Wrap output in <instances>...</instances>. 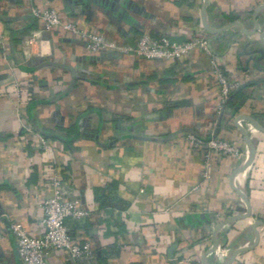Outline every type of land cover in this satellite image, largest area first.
I'll list each match as a JSON object with an SVG mask.
<instances>
[{"label":"crops","instance_id":"crops-1","mask_svg":"<svg viewBox=\"0 0 264 264\" xmlns=\"http://www.w3.org/2000/svg\"><path fill=\"white\" fill-rule=\"evenodd\" d=\"M36 7L62 23L44 29ZM67 22L118 45L202 35L208 50L91 49ZM214 64L238 84L222 107ZM236 115L263 128L240 118L249 163ZM188 133L241 154L207 166ZM55 176L90 210L69 224L92 253L57 250L51 264H264V0H0V216L43 234ZM1 232L0 264H22L5 221Z\"/></svg>","mask_w":264,"mask_h":264},{"label":"built area","instance_id":"built-area-1","mask_svg":"<svg viewBox=\"0 0 264 264\" xmlns=\"http://www.w3.org/2000/svg\"><path fill=\"white\" fill-rule=\"evenodd\" d=\"M33 14L42 21L44 29H51L55 25L61 24V19L54 8L36 7L33 8ZM64 27L73 31L80 32L87 39V47L91 49L109 48L117 49L127 53H134L140 57L149 59H169L179 58L186 54L198 43L205 50H208L207 40L204 36H196L190 40L177 42L171 40L166 35L154 36L151 34H142L138 37L134 45H118L115 42L108 41L103 35L94 32H81L72 22L63 23ZM41 29L32 32V36L24 41V49L34 41L41 40ZM26 46V47H25ZM25 50V51H26ZM213 72L220 86V107L229 99L238 84L230 81L224 71L214 64ZM42 143H45L43 137L39 136ZM187 138L190 143L200 151L205 157V163L209 165V156L211 153L218 155H239L241 149L235 143L218 136H199L188 133ZM53 193L44 200L43 223L45 231L41 235L30 233L26 227L18 222L11 221L0 216V236L1 225L5 221L11 229L17 251L22 264H51L49 255L57 250H63L68 253L72 259L86 256L92 253L90 244L87 241H80L74 234L70 221H79L90 214V210L76 198H69L62 189V181L59 176L52 179ZM189 258L187 257V260ZM201 264V263H199Z\"/></svg>","mask_w":264,"mask_h":264},{"label":"water","instance_id":"water-1","mask_svg":"<svg viewBox=\"0 0 264 264\" xmlns=\"http://www.w3.org/2000/svg\"><path fill=\"white\" fill-rule=\"evenodd\" d=\"M205 2H206V0H205ZM204 10H205V4H204V6H203V12H204ZM209 29V28H208ZM240 118H246V119H248L249 121H251L252 123H254L256 126H258L261 130H263V128L262 127H260V125H258L254 120H253V118L251 117V116H249V115H236L235 116V118H234V123L241 129V131H242V133L244 134V137H245V139H246V142H247V146H248V149H249V159H248V163L249 162H251V160L253 159V157H254V152H255V150H254V146H253V144H252V142L249 140V138H248V136L246 135V133H245V131H244V129H243V127H242V125H241V123H240ZM248 163H246V165L248 164ZM245 165V166H246ZM241 168H243V167H241ZM239 192V191H238ZM241 194V196L243 197V199L248 203V200H247V198L245 197V195L244 194H242V193H240ZM236 216H238V215H233V216H229L227 219H225L226 221H228V220H231V219H234ZM224 220V221H225ZM223 221V222H224ZM259 222H262V221H258V222H256V223H254V225L253 226H255L256 224H258ZM222 223V222H221ZM264 223V222H263ZM214 246H217V241H215V245ZM203 264H207L204 260H203ZM229 264V263H228Z\"/></svg>","mask_w":264,"mask_h":264},{"label":"trees","instance_id":"trees-1","mask_svg":"<svg viewBox=\"0 0 264 264\" xmlns=\"http://www.w3.org/2000/svg\"><path fill=\"white\" fill-rule=\"evenodd\" d=\"M233 93H231V95H230V97H229V99H228V101H230V99H232L235 95H232Z\"/></svg>","mask_w":264,"mask_h":264}]
</instances>
